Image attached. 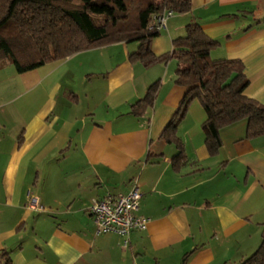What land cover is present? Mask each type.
Here are the masks:
<instances>
[{
  "label": "crops",
  "instance_id": "obj_1",
  "mask_svg": "<svg viewBox=\"0 0 264 264\" xmlns=\"http://www.w3.org/2000/svg\"><path fill=\"white\" fill-rule=\"evenodd\" d=\"M190 4L166 19L151 52H170L197 22L219 43L210 58L239 59L244 93L264 102V0ZM137 46L111 43L23 73L0 66V252L10 264H237L260 244L264 135L247 138L239 120L219 130L210 154L201 100L174 118L186 91L174 83L175 60L147 67L129 57ZM156 80L153 105L129 114ZM36 93L44 99L29 114ZM170 121L183 144L179 162L161 136ZM134 180L137 214L149 220L124 246L117 234L97 233L87 208L92 198L128 193ZM31 197L41 208L28 206Z\"/></svg>",
  "mask_w": 264,
  "mask_h": 264
},
{
  "label": "trees",
  "instance_id": "obj_2",
  "mask_svg": "<svg viewBox=\"0 0 264 264\" xmlns=\"http://www.w3.org/2000/svg\"><path fill=\"white\" fill-rule=\"evenodd\" d=\"M190 0H0V66L10 64L23 73L74 53L116 42L136 41L132 60L145 66L174 59V83L186 88L174 118L178 120L189 104L199 98L206 112L202 127L210 154L221 146L219 130L245 121L247 138L264 135V102L244 93L248 80L239 59H212L210 51L218 41L197 22L185 25L184 34L172 40L170 52L155 56L151 40L159 35L150 26L154 14L171 10L188 12ZM159 80L152 82L144 96L130 105L129 114L141 116L153 101ZM170 121L161 136L176 145L175 162L184 160L183 144ZM7 252L0 263L10 264ZM237 264H264V231L258 247Z\"/></svg>",
  "mask_w": 264,
  "mask_h": 264
},
{
  "label": "built area",
  "instance_id": "obj_3",
  "mask_svg": "<svg viewBox=\"0 0 264 264\" xmlns=\"http://www.w3.org/2000/svg\"><path fill=\"white\" fill-rule=\"evenodd\" d=\"M173 14L171 10L154 14L150 18V26L160 31L165 28L166 19ZM141 192L134 180L132 188L126 194H107L102 198H92L87 208L97 233H114L123 238V245L128 243L129 234L133 230H144L148 218L137 214ZM28 206L41 208L36 197L29 198Z\"/></svg>",
  "mask_w": 264,
  "mask_h": 264
},
{
  "label": "rangeland",
  "instance_id": "obj_4",
  "mask_svg": "<svg viewBox=\"0 0 264 264\" xmlns=\"http://www.w3.org/2000/svg\"><path fill=\"white\" fill-rule=\"evenodd\" d=\"M260 9L264 10V5H261L260 6ZM261 18H264V15H262ZM260 21V19L258 20ZM77 83V82H76ZM78 84V83H77ZM79 84L77 85V88H78ZM79 90V89H77ZM101 96V93H98V96L97 97H94V99H99V97ZM60 95H57V101L59 102L60 100ZM28 100L30 101V107H29V114L33 113L35 111V109L41 104V102L43 101L44 97L40 94H35V96L32 98V94H29L27 96ZM59 99V100H58ZM81 99V97H80ZM64 157V155H61L60 158ZM52 163H55L53 162V160H47L46 161V164L44 165H48V164H52Z\"/></svg>",
  "mask_w": 264,
  "mask_h": 264
}]
</instances>
